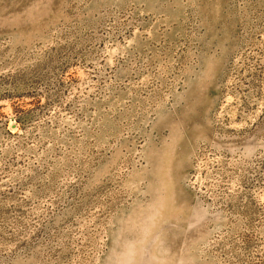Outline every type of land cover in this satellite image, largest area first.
Returning a JSON list of instances; mask_svg holds the SVG:
<instances>
[{
	"label": "rangeland",
	"instance_id": "374dc122",
	"mask_svg": "<svg viewBox=\"0 0 264 264\" xmlns=\"http://www.w3.org/2000/svg\"><path fill=\"white\" fill-rule=\"evenodd\" d=\"M0 264H264V0H0Z\"/></svg>",
	"mask_w": 264,
	"mask_h": 264
}]
</instances>
